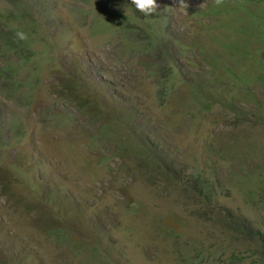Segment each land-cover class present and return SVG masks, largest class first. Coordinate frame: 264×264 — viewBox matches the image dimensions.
Segmentation results:
<instances>
[{"label": "rangeland", "instance_id": "obj_1", "mask_svg": "<svg viewBox=\"0 0 264 264\" xmlns=\"http://www.w3.org/2000/svg\"><path fill=\"white\" fill-rule=\"evenodd\" d=\"M114 1L43 0L22 23L38 69L26 95L0 89V264H262L264 7L156 0L159 105Z\"/></svg>", "mask_w": 264, "mask_h": 264}, {"label": "trees", "instance_id": "obj_2", "mask_svg": "<svg viewBox=\"0 0 264 264\" xmlns=\"http://www.w3.org/2000/svg\"><path fill=\"white\" fill-rule=\"evenodd\" d=\"M43 0H0L2 6L0 8V89L8 88L11 92H16L19 95H26L25 89L34 87V74L37 67L28 68V61L32 54L30 49L31 40L29 33L22 25L26 19L34 20L32 9H38ZM83 3H88L89 0H74ZM238 4V7L243 9L242 4L252 5L259 9L264 7V0H228ZM116 6H122L128 13L123 11L116 14L117 27L123 33L124 38L132 37V41L137 43L143 51L150 54V66H154V70L158 71L156 79V97L158 104H163L168 91L173 86V58L170 49V40L163 34L161 29V17L155 14L150 17H145L138 12L131 4V0H116L113 2ZM122 4V5H121ZM43 10V9H41ZM139 18H142L140 20ZM256 20L262 21V18L257 17ZM11 25V22H15ZM140 21V24H137ZM22 31L27 35L26 40H20L16 33ZM127 41V40H126ZM130 41V42H132ZM263 51V50H262ZM30 94V93H29ZM28 94V95H29ZM104 130L103 132H105ZM190 183L191 180L184 181ZM190 186L197 195H200L205 200H211L213 191L211 184L207 178L198 174L192 181ZM225 218L226 226L235 232H239L241 236L247 238L250 235L257 234L259 231H252L242 220L232 222V218ZM227 220V221H226ZM233 224V226H231ZM259 245L261 248V260L264 264V241Z\"/></svg>", "mask_w": 264, "mask_h": 264}, {"label": "clouds", "instance_id": "obj_3", "mask_svg": "<svg viewBox=\"0 0 264 264\" xmlns=\"http://www.w3.org/2000/svg\"><path fill=\"white\" fill-rule=\"evenodd\" d=\"M213 2L216 8H221L225 4V0H213ZM131 4L145 17L153 16V14L157 13L158 9L160 8V5L157 4L156 0H131ZM189 6L190 5L186 2V0H178V8L181 9L185 14H187V9ZM16 36L20 40L27 39V35L22 31H18Z\"/></svg>", "mask_w": 264, "mask_h": 264}]
</instances>
